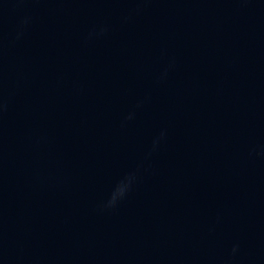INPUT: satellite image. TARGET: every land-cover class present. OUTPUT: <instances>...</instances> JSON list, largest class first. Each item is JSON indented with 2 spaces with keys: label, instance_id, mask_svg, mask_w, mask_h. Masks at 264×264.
Segmentation results:
<instances>
[{
  "label": "water",
  "instance_id": "95a60500",
  "mask_svg": "<svg viewBox=\"0 0 264 264\" xmlns=\"http://www.w3.org/2000/svg\"><path fill=\"white\" fill-rule=\"evenodd\" d=\"M123 0H0V113Z\"/></svg>",
  "mask_w": 264,
  "mask_h": 264
}]
</instances>
